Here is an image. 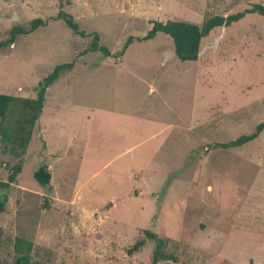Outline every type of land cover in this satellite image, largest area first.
I'll return each instance as SVG.
<instances>
[{
  "label": "rangeland",
  "instance_id": "obj_1",
  "mask_svg": "<svg viewBox=\"0 0 264 264\" xmlns=\"http://www.w3.org/2000/svg\"><path fill=\"white\" fill-rule=\"evenodd\" d=\"M253 3L264 6L0 0V41L12 26L44 22L0 47V93L34 97L54 65L73 62L43 95L46 140L39 125L23 152L0 141V183L20 165L0 186V264L15 258V237L31 243L29 264H162L151 262L148 239L126 252L145 229L166 239L172 264H264V128L240 146H215L264 121V17L246 13L214 27L196 60L177 59L162 32L136 39L151 20L199 25ZM59 9L87 35L56 18ZM93 32L111 55L88 48ZM121 135L138 144L125 152ZM39 165L47 185L33 178Z\"/></svg>",
  "mask_w": 264,
  "mask_h": 264
},
{
  "label": "trees",
  "instance_id": "obj_2",
  "mask_svg": "<svg viewBox=\"0 0 264 264\" xmlns=\"http://www.w3.org/2000/svg\"><path fill=\"white\" fill-rule=\"evenodd\" d=\"M257 13L264 17V6L259 3H253L248 8L243 10L229 13L226 15H212L204 19L201 24H195L184 20H166L158 21L151 20L150 27L146 33L137 37V40L151 39L157 32L167 34L173 45V53L175 57L181 61L196 60L198 56V49L200 40L207 36L208 33L217 26H228L232 22L239 20L246 13ZM56 18L61 19L66 27H68L73 33L79 36H86L87 34L80 30L74 21L73 17L59 9ZM44 25V22L35 18L30 21L27 28L21 26H12L9 30V35L6 39L0 41V47L11 44L17 34L30 33L37 26ZM134 38L128 36L119 51L122 53L126 46ZM97 33H91V41L88 48L91 51H100L105 56L111 55L110 52L103 45L98 44ZM117 57V54H114ZM73 65L72 61L59 63L54 65L52 70L37 84V90L34 97H18L9 94L0 93V141L8 142L9 149L12 152H23L29 142L31 131L33 126L36 127V120L41 111L43 95L47 86H49L59 75L62 70L70 69ZM14 116L13 120H8L7 115ZM264 128V121L258 123L255 126L253 132L249 134L239 135L238 137L221 143H216L215 146L221 148L237 147L243 143L255 138L258 133ZM20 165L15 164L12 167L11 172L7 176L6 182H1L0 186L7 187L10 182L14 181L15 175L19 172ZM33 178L40 185H47L50 180V173L45 165H39L36 170L33 171ZM4 210V202L0 201V213ZM148 239L153 242V250L151 256V262L157 263L162 261V264H172L174 256L164 251L166 239L157 235L150 230H143L142 237L136 239L127 249L126 252L131 254L139 250ZM13 249L16 252L15 258L10 262L3 264H29L31 243L26 239L15 237Z\"/></svg>",
  "mask_w": 264,
  "mask_h": 264
},
{
  "label": "crops",
  "instance_id": "obj_3",
  "mask_svg": "<svg viewBox=\"0 0 264 264\" xmlns=\"http://www.w3.org/2000/svg\"><path fill=\"white\" fill-rule=\"evenodd\" d=\"M47 87H48V86H47ZM47 87H46V89H47ZM46 89H45V92H46ZM45 92H44V94H45ZM46 114H48V113H45V115H46ZM50 115H51V113H50ZM44 117H45V116H44ZM44 117H43V118H37V120H36V127H39V125H40V128H41V130H42V132H43V135H44V139L46 140V132H47L48 130H47V128L45 127V126H46V120H47V119H44ZM46 118H47V116H46ZM51 120H52L53 122L57 123V121H56L55 119H52V118H51ZM131 123L133 124L132 121H131ZM135 123H137V117H136ZM120 139H121V141H123V140L127 141L126 149H122V150H125V152L129 151L130 148H132L133 146H135V145L138 144V138H137V137H136V139H135L134 142H133L132 139L128 140L127 136L124 137V136L121 135V136H120ZM122 150L120 151V154L123 152Z\"/></svg>",
  "mask_w": 264,
  "mask_h": 264
},
{
  "label": "water",
  "instance_id": "obj_4",
  "mask_svg": "<svg viewBox=\"0 0 264 264\" xmlns=\"http://www.w3.org/2000/svg\"><path fill=\"white\" fill-rule=\"evenodd\" d=\"M3 199H4V196H3V198H2V201H3Z\"/></svg>",
  "mask_w": 264,
  "mask_h": 264
}]
</instances>
